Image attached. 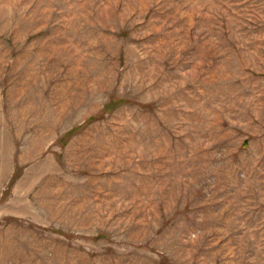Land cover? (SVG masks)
Segmentation results:
<instances>
[{"label":"rangeland","instance_id":"374dc122","mask_svg":"<svg viewBox=\"0 0 264 264\" xmlns=\"http://www.w3.org/2000/svg\"><path fill=\"white\" fill-rule=\"evenodd\" d=\"M0 264H264V0H0Z\"/></svg>","mask_w":264,"mask_h":264}]
</instances>
